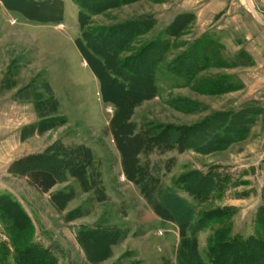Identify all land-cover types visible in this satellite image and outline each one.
Listing matches in <instances>:
<instances>
[{
  "label": "rangeland",
  "instance_id": "rangeland-1",
  "mask_svg": "<svg viewBox=\"0 0 264 264\" xmlns=\"http://www.w3.org/2000/svg\"><path fill=\"white\" fill-rule=\"evenodd\" d=\"M173 131L196 142L127 138ZM0 200V264L264 256V0H0Z\"/></svg>",
  "mask_w": 264,
  "mask_h": 264
},
{
  "label": "trees",
  "instance_id": "trees-1",
  "mask_svg": "<svg viewBox=\"0 0 264 264\" xmlns=\"http://www.w3.org/2000/svg\"><path fill=\"white\" fill-rule=\"evenodd\" d=\"M41 2V1H40ZM182 22V23H181ZM180 23V26H179ZM173 30H171V33L173 35L179 33L180 31L183 30L184 28V22L183 20H179L176 21L174 23V25L172 26ZM171 28V29H172ZM220 126H224V120L221 121L220 119ZM236 125H240V124H236ZM232 126V125H231ZM236 128V127H234ZM190 131V130H189ZM173 131V133L170 134L169 133H165L163 135L158 134L157 138H154L153 136L149 135L148 132L146 133H140L137 136H133L132 137V133L130 135L127 136V138L130 140L131 143H133L135 145V147H139L141 148V145H144V147H146L147 149L149 147H151L152 145L161 147L163 145H167V141H170V143L173 142H177V141H183V142H188L189 146L192 145L193 146V142H196L195 137H191L190 138V133H183L182 135H180L178 132V136L176 135L177 132ZM121 137L126 136L124 134H120ZM132 140V141H131ZM214 142L216 141V139L214 138L213 140ZM213 141L211 142V144L213 143ZM173 145V144H171ZM191 146V147H192ZM195 146V145H194ZM123 154V153H122ZM123 156V155H122ZM54 159L60 163L61 165L64 164L63 166H73V167H77L79 170H83V166L85 167H89V165H86L84 162H82L81 158L77 157V155L75 154V156L70 157L69 160L67 161L64 156L61 155H54L53 156ZM48 158V157H46ZM44 159L45 161H47L48 159ZM125 158V157H124ZM130 158V157H129ZM71 162V163H70ZM84 167V168H85ZM86 171V168H85ZM132 175L134 177L138 176V178H140L139 180H141L145 173L147 172H143L142 169H140L139 167L133 168L132 169ZM27 178L29 179V181L31 182V184L33 186H35L41 193L43 194H49L53 188L56 187L57 185V179H56V175L55 173H53L50 170L47 169H32L27 171ZM137 178V177H136ZM153 181L152 178L149 179V181ZM144 190V189H143ZM145 193V191H143ZM1 203V200H0ZM8 211V209H6V207H4L3 205L0 204V214L4 213ZM9 215H11V211L9 210L7 212ZM189 215V213H187V216ZM16 220V227L18 228H23L22 222H19V217L17 216L15 218ZM18 220V221H17ZM98 234V233H97ZM117 234V235H116ZM94 235H96V233H91L90 236L93 237ZM103 237L101 238V242L104 243L105 238L104 237H116L119 238V234L118 233H108V235H102ZM92 239V238H91ZM94 241H96V239H94ZM97 242V241H96ZM237 243H235V240H228L225 245L223 247H221V249H210V255H211V260L210 263L211 264H261L264 263V256H261L260 252H253L250 253L242 248H237ZM183 252L181 253L182 255V259L184 261V264H194L195 263H200V264H205L202 261H197V257L195 256V250L193 247H190L189 243L184 242V247H183ZM34 250L33 247H27L26 249H24L22 251V253L20 254V262L18 264H58L57 258L55 256H53L52 254H50L47 250H42L40 248V252L35 251V253H32ZM19 253V251L17 252ZM40 253V254H39ZM40 257V258H38Z\"/></svg>",
  "mask_w": 264,
  "mask_h": 264
},
{
  "label": "crops",
  "instance_id": "crops-1",
  "mask_svg": "<svg viewBox=\"0 0 264 264\" xmlns=\"http://www.w3.org/2000/svg\"><path fill=\"white\" fill-rule=\"evenodd\" d=\"M53 189H54V188H53ZM53 189H52V190H53Z\"/></svg>",
  "mask_w": 264,
  "mask_h": 264
}]
</instances>
